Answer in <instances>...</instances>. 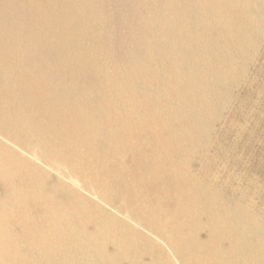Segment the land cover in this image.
I'll return each mask as SVG.
<instances>
[{
	"label": "rangeland",
	"instance_id": "1",
	"mask_svg": "<svg viewBox=\"0 0 264 264\" xmlns=\"http://www.w3.org/2000/svg\"><path fill=\"white\" fill-rule=\"evenodd\" d=\"M65 1L68 4H65V7L69 10L74 8L71 12H75L76 8L78 10V4L74 7V2L82 4L87 0ZM90 1L95 3L94 11L88 12L92 13L89 15L91 25H98L97 33L102 32L96 33V37L89 28L90 33L89 30H84L83 34L79 33L77 37H67L68 41L66 38L64 42H69L70 50L65 46L60 51L66 58L70 57L69 61L65 64L59 63L60 67H54L55 69L41 66L40 70L46 71L48 75L57 74L58 71L55 76L58 77L57 82L60 80L57 91L62 96L67 93L76 95L77 91L74 90H78L79 95L86 89L88 96H82L81 99L83 107L87 106L90 110V115L96 113L101 106L128 96L127 101H122L124 104L117 106L120 113L137 110L147 121L160 119L159 123L165 126L167 132L163 135L167 139L174 138L173 140L178 141V144L169 141H165V144L174 150L175 160L182 162L183 168L175 177L178 181L185 182L176 190H167L164 187L152 189L156 196L161 198L157 210L165 215L160 219L152 214L142 213L143 219L148 220L145 226L127 213L116 210H125L128 203L130 204L129 201L120 198L111 205L88 190L81 189V183L75 173L70 172L63 162L50 160L53 165L49 166L40 162V157L46 156V152L41 147L39 136L34 132L18 130L21 139L18 145L0 135V142L6 148V151H0V239L8 240L4 246H0V264H36L37 261V264H264V0ZM96 9H99L98 12ZM154 12L158 15L157 18ZM162 14L166 16L163 17ZM158 19H161V22ZM50 23L53 26V23ZM154 26H157L156 29ZM12 27L14 24H7L3 31H12ZM103 48L104 52L101 51ZM93 54L94 62L90 63ZM54 61L50 60L52 63ZM94 63L96 67L92 66L93 71L77 70L79 66L87 64L91 67ZM69 67L73 68L72 71ZM67 79L71 82H67ZM35 83L34 80L30 81V84ZM96 83L99 85L95 86ZM81 86H84L83 89ZM95 88H98V91ZM115 89H118V95L103 96ZM68 90L70 92H66ZM89 92H95L93 97L96 99L90 100ZM96 92L101 94L102 98ZM70 95L67 96L68 99L65 97L69 101L72 97ZM48 107H45V110L49 113L58 111ZM71 110L68 113L63 112L65 114L56 129L67 124V119L74 113V108ZM133 123L122 129L130 131ZM169 132L171 136L168 135ZM150 145L151 142L145 143L141 140L136 143L138 147L149 148ZM14 153L19 157H14ZM61 153L62 160L69 157L66 152ZM83 164L87 166L92 163L85 160ZM46 173H49L50 179L62 181L69 186L76 193L78 200L66 197L55 181L48 180ZM100 174L104 175V172ZM107 174H112V171L106 170L105 175ZM173 177L169 175L164 178L166 180L153 181L168 182ZM126 180L125 176L116 178L120 190L136 191L137 188L133 184L141 181L136 178H130L129 182ZM196 195H204V198L197 197L195 200ZM171 196L180 199L175 205L177 211L187 213L186 217L178 220L182 225L181 230H173L170 225L164 223V219L169 217L168 213L170 215L174 208V204L170 203ZM187 196H193L194 203L186 204L185 209L181 204L184 205ZM81 201L91 205L81 206L78 203ZM102 211L113 217L117 216L120 222H100L97 216L102 215ZM200 214L203 215L202 218ZM204 214H208L207 218ZM10 220L20 224L31 223V233H36L34 234L38 237L39 245L37 243L32 248L29 239L24 241L26 239L21 237L18 239L23 240L16 246V240L11 238L13 235L8 233L11 230L8 227ZM222 229L227 231L220 233ZM47 230L51 233L45 234L44 231ZM179 240L182 242L178 244ZM67 242L68 245L70 243L69 246ZM180 245L183 247L180 248ZM13 250L14 252H11ZM37 254L41 255L37 257ZM201 258L204 262L200 261Z\"/></svg>",
	"mask_w": 264,
	"mask_h": 264
},
{
	"label": "bare ground",
	"instance_id": "2",
	"mask_svg": "<svg viewBox=\"0 0 264 264\" xmlns=\"http://www.w3.org/2000/svg\"><path fill=\"white\" fill-rule=\"evenodd\" d=\"M18 1H19V6H18ZM67 2L70 3L69 1H67ZM76 2H78V1H76ZM76 2H74L75 3L74 7H76L77 6L76 4H78V10L76 8L75 12H71V10H74V8L70 9V10L67 9L66 8L67 6L65 7V4H67L65 0H0V135H3L5 137L9 138L8 140L11 143L18 145V143L21 140L18 130H26L29 132H34L36 135L39 136L41 147L46 152V156L40 157L41 158L40 162L45 163L48 166L53 165L52 162H59V161L63 162L66 165V167L69 169L70 172L75 173L74 175L77 177L78 181L81 183V186H80L81 189L88 190L92 194L98 196L100 199L104 200L105 202H107L111 205H113L116 202V200H118L120 198H123L124 200L129 201L130 204L128 203V206L125 210H120V209H116V210H118L120 213H127L132 219H134L136 221H140L142 224H144L146 226L148 220L143 219V217L141 215L142 213H149V215L152 214V216L154 215V217L156 216L160 219H163V217L165 215L161 211L157 210V207H159V205L161 204V198L159 196H156V194L152 191V189L156 188V187L161 189L162 187H164L167 190H169V189L176 190L180 187V185H182L185 182L184 180L178 181V179L175 177L178 174V171L183 168L182 162L175 160L174 150L165 144V141L172 142L173 144H178V141L173 140L174 138L173 139H167L165 137V135H163V133H167V132L165 131V126H163V124L159 123L158 120H160V119L155 118L156 120L147 121L144 116H143V118L141 117L140 113L137 110H129L127 112L120 113L121 111L118 110L117 106H118V104H124V103H122V101H127L128 96L127 97L126 96L121 97L118 100L116 99L115 102H109L105 106H101L99 109H97L96 113H93L92 115H90L89 114L90 110L88 109V107L86 105H84V106H86V108L83 107L84 103L82 102V99H81L82 96H85V95L88 96V91L86 89L82 90L79 95H78L79 91L74 90L75 92L77 91L76 95H70V93L69 94L67 93L65 96H62L57 91L58 82L60 80H58V82H57L58 77L56 78L55 76H57L58 71H57V74L54 72L55 73L54 75L53 74L48 75V73H45L46 71L42 72L40 70L41 66H45L46 69H47V67L50 69H53L54 67H56V68L60 67V66H58L59 63L64 62V64H65V62L69 61L70 57H69V59L66 58L64 56V53L62 52L63 53V55H62L61 51H60L65 46H67L69 48V46H68L69 42L68 43L64 42V40L67 37H70V36L77 37V34H79V33L83 34L84 30H89L88 32L90 33V29L92 30L93 35L97 33L96 27L98 25L97 26L94 24L91 25V20L89 18V15L92 13L91 12L88 13L89 11H92L94 9L95 3L93 4L90 0H87L85 2L81 1L82 4L84 3L83 5L80 4L79 2L78 3H76ZM71 5H72V3H71ZM158 7H160V6H158ZM1 9H3V10H1ZM98 10H97V12H98ZM147 10H148V8H147ZM86 13H88V14H86ZM150 13L153 15L152 12H150ZM167 13L168 12H166V14ZM94 14L95 13H93V16L96 15V14L95 15ZM154 15H155V12H154ZM162 15H164V14H162ZM101 16L103 17L102 14H101ZM157 16L155 15L156 18H157ZM165 16L166 15H164L163 17H165ZM150 18H152V17H150ZM161 19L160 20L158 19V20L161 22ZM50 22L53 23V26ZM108 22H109V20H108ZM160 22H158V23H160ZM156 23H157V20H156ZM7 24H14V27H12V29H11L12 31H8V32L3 31L4 27ZM49 24H51V27ZM160 25H161V23H160ZM158 26H159V24H158ZM147 27H148V25H147ZM155 27H157V26H154V29H156ZM159 27H161V26H159ZM100 32H102V31H100ZM100 32H98V33H100ZM64 33H66V34H64ZM97 34H96V37L98 36ZM84 35H85V33H84ZM99 36H100V34H99ZM101 37H102V35H101ZM98 38H100V37H98ZM69 40H70V38H69ZM67 41H68V38H67ZM101 47H103V45ZM93 48H94V46H93ZM73 49H75V47ZM100 49L101 48H99V50ZM69 50H70V48L68 49V51ZM101 51L104 52L105 51L104 48ZM75 54H77V53H75ZM101 54L103 55V53H101ZM69 56H71V55H69ZM101 56H100V58H101ZM94 57H95V55L90 58L91 59L90 63L94 62L93 61ZM104 57H106V56H104ZM102 58H103V56H102ZM51 59H54L55 61L52 63V62H50ZM101 59H100V62H101ZM105 59H107V58H105ZM88 61H89V58H88ZM107 61L110 62L109 60H107ZM107 61L106 62L104 61V62L107 63ZM78 63H80V62H78ZM95 63H96V59H95ZM121 64L123 65L122 62H121ZM98 65L99 64H97V66ZM110 65H112V64H110ZM75 66H76V63H75ZM90 66L91 67L87 66V64L85 66H79L77 70L78 71H85V72L86 71H93L91 68H92V66L96 67V64L95 65L91 64ZM63 67H65V66H63ZM63 67H61V68H63ZM72 67H74L73 64H72ZM43 69L45 70V68H43ZM65 69H66V67H65ZM71 69H73V68H71ZM71 69L69 67V70H71ZM103 69H106V68H103ZM125 69H127V68H125ZM101 70H102V68H101ZM48 71L50 72L51 70L48 69ZM73 72H76V71H73ZM101 72L104 73V71H101ZM106 72H108V71L106 70ZM124 72H125V70H124ZM59 73H60V71H59ZM68 73H70V72H68ZM99 73H100V69H99ZM99 73H98V76H99ZM80 74H81V72H80ZM87 75L88 74H86V76ZM89 75H90V73H89ZM63 76H65V75L63 74ZM90 76H88V79ZM80 77L83 78L81 75H80ZM63 79L65 81V78H63ZM70 79H72V78H70ZM92 79L93 78H91V80ZM31 80H34L36 83L30 84ZM95 80H93V81H95ZM68 81L69 80L67 79V82ZM69 82H71V81H69ZM77 82H79V80ZM98 82L100 83V81H98ZM61 84L63 86V81ZM61 84H60V86H61ZM85 84L86 83H84V86H85ZM88 84H90V86H91L90 82ZM92 85L94 86V84H92ZM98 85H97V83L95 84V86H98ZM31 86H33V87H31ZM84 86H81V88ZM67 87H68V85H67ZM85 87L87 88V86H85ZM92 87H91V89H92ZM68 88H70V87H68ZM71 88L73 89V87H71ZM98 88H95V90L96 91L100 90V88L99 89ZM75 89H77V88H75ZM58 90H60V88H58ZM69 90L66 92H70ZM61 92H62V89H61ZM72 93H73V91H72ZM91 93L89 94L90 100L96 99V97H93L95 92L93 94H91ZM117 93H118V89L110 90L109 92H107V94H105L103 96H105V97L109 96L110 97L111 95H115ZM96 94H97V92H96ZM68 95L72 96L71 101L67 100ZM97 95H99V94H97ZM119 96H121V95H119ZM65 97H67V99ZM100 97L102 98V96H100ZM114 97L116 98V96H114ZM86 98H88V97H86ZM85 104H87V103L85 102ZM48 106H50L53 110H58V111L52 112L54 114L49 113L48 111L45 110V107H48ZM136 107L139 109L138 104H136ZM73 108H74V113L72 112V115L67 119V121L65 119L67 124L62 126L59 129H56V126L58 124H60L59 121L62 120L64 114L66 112L68 113L69 110H71ZM12 110H16L17 112L12 111ZM53 110H51V111H53ZM13 112H15V113H13ZM63 112H65V113H63ZM11 113H13V114H11ZM154 116H156V113L154 114ZM131 122H134L133 128L130 131H124L122 128L131 124ZM61 123H63V122H61ZM168 135L171 136V132H169ZM139 140H141L145 143L151 142L150 147L147 148V147L136 146V143ZM51 143H54V144H51ZM191 143L192 142H190V144ZM35 147H36V145H35ZM195 147H197V146H195ZM2 150L6 151V148L0 142V151H2ZM61 151L66 152L69 157H66V159L62 160L60 157V155L62 154ZM13 156L19 157V155H17L16 153H14ZM78 160H81V162H78ZM85 160H87L88 162H91L92 164L87 165V166L84 165L83 161H85ZM108 169H110L112 171V174L105 175V171ZM100 172H104V175H101ZM169 175H171L172 177L174 176L171 181H168V182L158 181L160 183L153 181L154 179L166 180L164 178H166ZM120 176H125L127 178L126 181H128L130 178L140 179L141 181H138L136 185H134L132 183L133 186H135L137 188L136 191H133V190L130 191L128 189H127L128 191H124L125 189L120 190L119 189L120 187L116 181V178L117 177L119 178ZM46 177L48 178V180L50 182L55 181L53 179H50L49 173L48 174L46 173ZM197 181L199 182V180H197ZM119 182H122V181H119ZM133 182H134V180H133ZM202 182H204V181H202ZM55 183H56L57 187L59 189H61V191L65 192L66 197L76 198V196H75L76 193L73 192V190L69 186H67L65 183H63L62 181H55ZM52 184H54V183H52ZM190 184H192V183H190ZM47 186H49V185H47ZM120 186H121V184H120ZM128 187H129V185H128ZM198 187H199V185H198ZM204 187L207 188V185H205ZM121 188H123V187H121ZM131 188H134V187H131ZM131 188H129V189H131ZM210 188H212V187H210ZM187 190L188 189H186V191ZM194 193H195V191H194ZM209 194L211 195V191H210V193H208V195ZM210 195H209V197H210ZM203 196L202 195L201 196L196 195L195 200L197 197L202 198ZM206 197H208V196H206ZM192 198H193V196L192 197L187 196V199L184 202V205L181 204V207H184L186 209V207H185L186 204L194 203ZM169 199H170V203L174 204V206L172 205L174 208L171 206L173 208V210L170 213V215L168 213L169 217L164 219V223L166 225H170L173 230H181L182 225L178 222V220L186 217L187 213H185L184 211H177L175 205L180 202V199L177 196H171ZM76 200H78V198H76ZM78 203L81 206L91 205V203H84L82 201L78 202ZM202 206H204V205L202 204ZM236 206L237 205H235V207ZM192 210H195V209H192ZM201 210L203 211V209H201ZM207 215H205L206 218H207ZM200 216H201L200 218L203 217V215H201V214H200ZM97 217L100 219V222H105V221L110 222L113 220L120 222V220L117 216L113 217L104 211H102V215H98ZM243 217H244V215H243ZM221 218H223V217H221ZM18 221H19V219H18ZM18 221H15V220L11 221L10 220L9 226H8L11 228V230L8 233L13 235L14 238L13 237H11V238L13 240L14 239L16 240L15 243L17 242V245L16 244L15 245L19 246L18 243L20 240L26 239L24 241H27V239H29L30 243L32 244V248L35 247L38 243L37 242L38 237L35 235L36 234L35 232H34L35 234L31 233V228H32V225H30L31 223L30 224H27V223L26 224H22V223L20 224V223H18ZM225 222H227V221H225ZM233 222H235V221H233ZM120 224H122V223H120ZM36 225L38 226V224H36ZM126 225H125V227H128ZM45 226L47 227L46 224H45ZM123 226H120V227L122 228ZM42 227H43V225H42ZM42 227H40V228H42ZM125 227H123V228H125ZM53 228H54V226H53ZM230 229L232 230V228H230ZM125 230H127V229H125ZM33 231H35V230H33ZM128 231H130V230L128 229ZM186 231H184V233ZM226 231H224L222 229L219 232L223 233ZM44 232H45V234L51 233V231H49V230L44 231ZM112 232H114V231H112ZM121 232H122V230H121ZM123 232H124L123 234L125 235L124 230H123ZM197 232H199V230ZM229 233H230V231H229ZM3 234H5V233H3ZM126 234H128V233H126ZM131 234H133V233H131ZM6 235L7 234H5V236ZM21 237H23V239L19 240L18 238H21ZM124 237H126V235ZM39 238H41V237H39ZM178 239H180V238H178ZM40 240H42V239H40ZM188 240H190V239H188ZM196 241H197V239H196ZM7 242H8V240L6 241V240L0 239V246L1 245L4 246V244H6ZM181 242L179 240L178 244ZM119 243H120V241H119ZM128 243H130V242L128 241ZM128 243H126V244H128ZM38 245H39V243H38ZM62 245L64 246V244H62ZM67 245H68V242H67ZM69 245H70V243H69ZM78 245H79V243H78ZM72 246H70V247H72ZM74 246L76 248V245H74ZM105 246H106V244H105ZM120 246L123 247L122 244ZM127 246H129V245H127ZM54 247H55V245H54ZM118 247H119V245H118ZM181 247H183V246L180 245V248ZM240 247L238 249H240ZM15 248L16 247H14V249ZM21 248L23 249V247H21ZM24 248H25V246H24ZM127 248L128 247H126V249ZM185 248L186 247H184V249ZM72 249H70V250H72ZM0 250L2 251V249H0ZM64 250H67V249H64ZM70 250H68V252ZM73 250L75 251V249H73ZM104 250H105V248H104ZM196 250L199 251L198 249H196ZM28 251H26V253ZM37 251H38V249H37ZM240 251H241V249H240ZM11 252H14V250ZM33 252H34V250H33ZM29 253H30V251H29ZM40 253H42V252H40ZM132 253H134V252L132 251ZM69 254H70V252L68 253V256H69ZM185 254H186V252H185ZM199 254H198V256H199ZM205 254H206V252H205ZM221 254H223V253L221 252ZM30 255H31V253H30ZM71 255H72V253H71ZM203 255H204V253H203ZM213 255H214V253H213ZM24 256H25V254H24ZM36 256L39 257L38 254ZM188 256L189 255H187V257ZM191 256H192V254H191ZM195 256H197V255H195ZM27 257H28V255L26 254V258ZM203 257L204 256H202V258ZM232 257L235 258L234 256H232ZM52 258L54 259V257H52ZM62 258H64V257H62ZM202 258H201V260L200 259L199 260L203 261ZM212 258H214V257H212ZM36 259H38V258H36ZM65 259H66V257H65ZM68 259H70V258H68ZM72 259H73V257H72ZM204 259H206V257ZM24 260H26V259H24ZM195 260H197V259H195ZM33 261H35V260L33 259ZM187 261H188V258H187ZM45 262H46V260H45ZM65 262H66V260H65ZM71 262H69V263H71ZM110 262H111V260H110ZM230 262H232V261H230ZM37 263H38V261H37ZM44 264H47V263H44ZM139 264H141V263H139ZM189 264H191V263H189Z\"/></svg>",
	"mask_w": 264,
	"mask_h": 264
}]
</instances>
